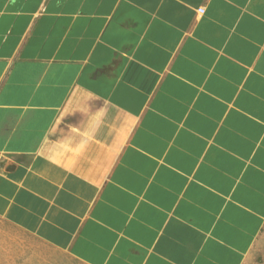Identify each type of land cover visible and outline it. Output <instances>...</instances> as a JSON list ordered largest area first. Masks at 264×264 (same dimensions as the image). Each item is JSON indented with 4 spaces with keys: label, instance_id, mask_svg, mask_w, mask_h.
Returning a JSON list of instances; mask_svg holds the SVG:
<instances>
[{
    "label": "crops",
    "instance_id": "crops-1",
    "mask_svg": "<svg viewBox=\"0 0 264 264\" xmlns=\"http://www.w3.org/2000/svg\"><path fill=\"white\" fill-rule=\"evenodd\" d=\"M0 221L48 264H264V0H0Z\"/></svg>",
    "mask_w": 264,
    "mask_h": 264
},
{
    "label": "rangeland",
    "instance_id": "rangeland-1",
    "mask_svg": "<svg viewBox=\"0 0 264 264\" xmlns=\"http://www.w3.org/2000/svg\"><path fill=\"white\" fill-rule=\"evenodd\" d=\"M32 244L28 237L0 221V264H48L52 259L39 257Z\"/></svg>",
    "mask_w": 264,
    "mask_h": 264
}]
</instances>
